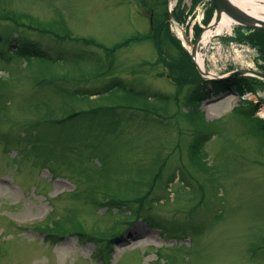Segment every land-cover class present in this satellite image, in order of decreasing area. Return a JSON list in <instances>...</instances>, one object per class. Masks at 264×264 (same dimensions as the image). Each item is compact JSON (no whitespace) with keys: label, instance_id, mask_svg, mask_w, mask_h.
I'll return each mask as SVG.
<instances>
[{"label":"rangeland","instance_id":"obj_1","mask_svg":"<svg viewBox=\"0 0 264 264\" xmlns=\"http://www.w3.org/2000/svg\"><path fill=\"white\" fill-rule=\"evenodd\" d=\"M203 4L0 0V264H264V83L190 102Z\"/></svg>","mask_w":264,"mask_h":264},{"label":"trees","instance_id":"obj_2","mask_svg":"<svg viewBox=\"0 0 264 264\" xmlns=\"http://www.w3.org/2000/svg\"><path fill=\"white\" fill-rule=\"evenodd\" d=\"M197 1L198 0H196V2ZM213 13H214V8L211 9L209 20H211ZM198 33H200V30L199 32L197 30V34ZM228 41H234V42H238L244 45L246 44V45H249L251 48L256 49V51L259 53L258 62H261V61L264 62V32L250 31V30H247L246 32H244L242 28H238L236 29L235 36L230 38ZM21 48L24 51L43 55L42 50L34 43L23 44ZM262 66H264V63L260 64V70L264 73V67L261 68ZM263 83L264 82L256 78H233L227 81H204L203 80L202 83L197 84L196 87L193 89L190 102L193 104H198V103L208 100L211 95H214V94L222 95V93L230 92L233 88H235L236 92L238 91L241 95L248 94L251 92L253 93L256 90L255 88L263 85ZM208 84L210 87H207ZM50 235H53V234H50Z\"/></svg>","mask_w":264,"mask_h":264},{"label":"water","instance_id":"obj_3","mask_svg":"<svg viewBox=\"0 0 264 264\" xmlns=\"http://www.w3.org/2000/svg\"><path fill=\"white\" fill-rule=\"evenodd\" d=\"M212 2L215 6L216 13L212 24L209 26L210 28L218 26L223 18H226L230 20L235 26L264 32V21L259 20L246 13L241 8L233 4L230 0H212ZM198 43L199 42H197V45ZM197 45L194 47V52L192 54L193 59L194 53H196L197 50ZM196 66L200 74L203 77L208 78L209 80H230L233 78L254 77L264 81V74L253 70H237L227 75L217 77L203 71L197 63Z\"/></svg>","mask_w":264,"mask_h":264},{"label":"bare ground","instance_id":"obj_4","mask_svg":"<svg viewBox=\"0 0 264 264\" xmlns=\"http://www.w3.org/2000/svg\"><path fill=\"white\" fill-rule=\"evenodd\" d=\"M233 4H235L237 7L241 8L246 13L250 14L251 16L264 21V0H230ZM233 23L223 18L221 23L219 24V28L217 31H207L203 34L201 43L204 45H208L212 38L216 36L217 34H222L225 32H230L233 28ZM194 60L199 65L201 69H205V59L202 54L198 53V50H196V53H194ZM264 116V112L262 114ZM133 236H136L134 234Z\"/></svg>","mask_w":264,"mask_h":264}]
</instances>
